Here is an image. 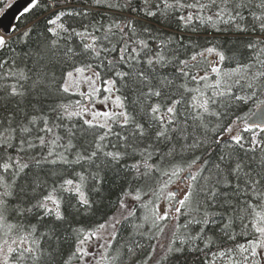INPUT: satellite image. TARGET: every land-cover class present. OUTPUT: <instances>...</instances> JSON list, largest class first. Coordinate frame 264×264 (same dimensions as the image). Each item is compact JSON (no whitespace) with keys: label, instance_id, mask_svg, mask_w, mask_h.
Returning <instances> with one entry per match:
<instances>
[{"label":"snow or ice","instance_id":"6c2138e0","mask_svg":"<svg viewBox=\"0 0 264 264\" xmlns=\"http://www.w3.org/2000/svg\"><path fill=\"white\" fill-rule=\"evenodd\" d=\"M188 256L264 264V0H0V264Z\"/></svg>","mask_w":264,"mask_h":264},{"label":"trees","instance_id":"16d2710c","mask_svg":"<svg viewBox=\"0 0 264 264\" xmlns=\"http://www.w3.org/2000/svg\"><path fill=\"white\" fill-rule=\"evenodd\" d=\"M118 189L114 188L112 185H108L106 186V190L104 195H110L113 194L115 192H117ZM115 198V196L113 195V199ZM240 242H243V238H240ZM193 260L194 258L191 256H188L187 258H181L178 262H176V264H193Z\"/></svg>","mask_w":264,"mask_h":264},{"label":"water","instance_id":"95a60500","mask_svg":"<svg viewBox=\"0 0 264 264\" xmlns=\"http://www.w3.org/2000/svg\"><path fill=\"white\" fill-rule=\"evenodd\" d=\"M21 2H23V0H21ZM15 12V8L12 9L9 13H8V17H11L13 15V13ZM5 19V22H7V17L4 18Z\"/></svg>","mask_w":264,"mask_h":264}]
</instances>
